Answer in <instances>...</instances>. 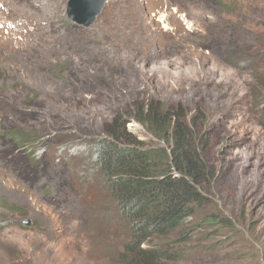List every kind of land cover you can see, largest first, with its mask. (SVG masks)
I'll return each mask as SVG.
<instances>
[{"label": "rangeland", "instance_id": "374dc122", "mask_svg": "<svg viewBox=\"0 0 264 264\" xmlns=\"http://www.w3.org/2000/svg\"><path fill=\"white\" fill-rule=\"evenodd\" d=\"M204 2L107 0L90 26L69 17V0L2 2L0 264H111L114 228L97 225L76 178L89 145L144 101L209 143L178 264H264V0ZM26 13L34 26L19 24ZM128 130L165 146L137 120Z\"/></svg>", "mask_w": 264, "mask_h": 264}, {"label": "trees", "instance_id": "16d2710c", "mask_svg": "<svg viewBox=\"0 0 264 264\" xmlns=\"http://www.w3.org/2000/svg\"><path fill=\"white\" fill-rule=\"evenodd\" d=\"M261 81L264 87V77ZM135 104L133 117L116 115L104 136L89 145L92 154L80 169L85 171L84 182L76 178L78 197L88 212L93 211L91 216L96 215L99 227L114 228L116 236L109 235L114 232L107 227L106 244L103 241L111 264H178L183 256L180 245L193 235L184 222L193 218L194 206L204 203L200 188L208 157L198 153V147L209 143L175 111H164L154 102ZM133 119L165 146L148 148L128 130ZM21 138L28 140V134H19L15 142ZM89 174L93 178L85 177ZM1 205L14 209L7 202ZM113 238V244H107Z\"/></svg>", "mask_w": 264, "mask_h": 264}, {"label": "water", "instance_id": "95a60500", "mask_svg": "<svg viewBox=\"0 0 264 264\" xmlns=\"http://www.w3.org/2000/svg\"><path fill=\"white\" fill-rule=\"evenodd\" d=\"M107 0H69L68 15L84 26H90L101 13ZM26 220L25 222H27Z\"/></svg>", "mask_w": 264, "mask_h": 264}, {"label": "bare ground", "instance_id": "6f19581e", "mask_svg": "<svg viewBox=\"0 0 264 264\" xmlns=\"http://www.w3.org/2000/svg\"><path fill=\"white\" fill-rule=\"evenodd\" d=\"M2 2H4V0H0V8L3 7V3ZM21 21H24L23 24L34 26L35 23H36V18H35V15H33L31 13H26V15L24 16V20H20L19 24H20ZM21 36H22L21 40L23 42H27V40L30 39V33L28 31H26V30L22 31Z\"/></svg>", "mask_w": 264, "mask_h": 264}, {"label": "clouds", "instance_id": "9594fccd", "mask_svg": "<svg viewBox=\"0 0 264 264\" xmlns=\"http://www.w3.org/2000/svg\"><path fill=\"white\" fill-rule=\"evenodd\" d=\"M133 120H135V119H133ZM130 122H131V121H130ZM130 122H129V123H130ZM129 123H128V124H129ZM186 221H188V220H186ZM186 221L184 222V224H186ZM186 225H187V224H186ZM151 246H152V245L149 244V243H145V244H144V247H146V248H147V247H148V248H151Z\"/></svg>", "mask_w": 264, "mask_h": 264}]
</instances>
